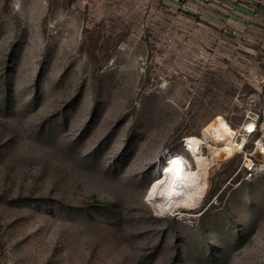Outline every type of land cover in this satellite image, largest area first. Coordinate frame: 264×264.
I'll return each instance as SVG.
<instances>
[{
    "label": "rangeland",
    "instance_id": "obj_1",
    "mask_svg": "<svg viewBox=\"0 0 264 264\" xmlns=\"http://www.w3.org/2000/svg\"><path fill=\"white\" fill-rule=\"evenodd\" d=\"M201 13L0 0V264H264V172L244 180L242 154L195 210L148 200L165 156L191 160L186 136L217 116L235 130L264 99L254 59Z\"/></svg>",
    "mask_w": 264,
    "mask_h": 264
},
{
    "label": "bare ground",
    "instance_id": "obj_2",
    "mask_svg": "<svg viewBox=\"0 0 264 264\" xmlns=\"http://www.w3.org/2000/svg\"><path fill=\"white\" fill-rule=\"evenodd\" d=\"M251 127V122H245ZM204 138L188 135L183 139L191 160L183 156L164 157L166 163L161 175L148 188V200L161 203V209L173 212L179 209L195 210L206 198L209 189V175L217 161L227 159L238 149L235 141L237 131L233 130L224 117L217 116L203 129ZM216 143L213 147L210 142ZM203 143L211 148V157L204 155ZM162 211V210H161Z\"/></svg>",
    "mask_w": 264,
    "mask_h": 264
},
{
    "label": "crops",
    "instance_id": "obj_3",
    "mask_svg": "<svg viewBox=\"0 0 264 264\" xmlns=\"http://www.w3.org/2000/svg\"><path fill=\"white\" fill-rule=\"evenodd\" d=\"M190 4L195 12L203 10L200 20L220 32V43L225 49L254 59L261 83L264 78V0H190Z\"/></svg>",
    "mask_w": 264,
    "mask_h": 264
},
{
    "label": "built area",
    "instance_id": "obj_4",
    "mask_svg": "<svg viewBox=\"0 0 264 264\" xmlns=\"http://www.w3.org/2000/svg\"><path fill=\"white\" fill-rule=\"evenodd\" d=\"M261 83L264 85V78ZM254 101L251 100L247 105L245 121L235 128L237 131L235 141L238 149L234 154H242L239 173L242 174L244 180H250L264 172V99L255 109ZM245 122H251V127ZM204 148H207L206 143H203L202 150Z\"/></svg>",
    "mask_w": 264,
    "mask_h": 264
}]
</instances>
